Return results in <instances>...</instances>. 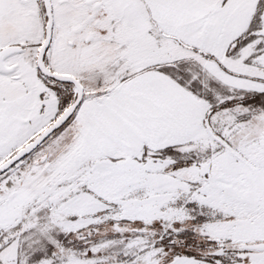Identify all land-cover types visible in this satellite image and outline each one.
I'll use <instances>...</instances> for the list:
<instances>
[{"label": "snow or ice", "instance_id": "snow-or-ice-1", "mask_svg": "<svg viewBox=\"0 0 264 264\" xmlns=\"http://www.w3.org/2000/svg\"><path fill=\"white\" fill-rule=\"evenodd\" d=\"M0 264H264V0H0Z\"/></svg>", "mask_w": 264, "mask_h": 264}]
</instances>
